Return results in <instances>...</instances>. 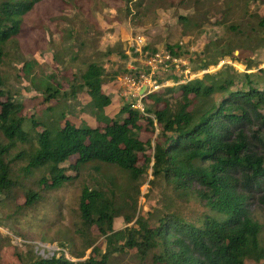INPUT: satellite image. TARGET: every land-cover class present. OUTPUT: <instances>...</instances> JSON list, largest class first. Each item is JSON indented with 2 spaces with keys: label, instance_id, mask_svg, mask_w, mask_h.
Instances as JSON below:
<instances>
[{
  "label": "rangeland",
  "instance_id": "1",
  "mask_svg": "<svg viewBox=\"0 0 264 264\" xmlns=\"http://www.w3.org/2000/svg\"><path fill=\"white\" fill-rule=\"evenodd\" d=\"M263 21L264 0H43L23 16L19 32L5 44L0 65L3 90L23 105L25 130L29 129L30 118L37 123L67 121L77 127L85 124L94 128L98 123L90 100L79 88V74L88 64L102 68V92L110 99L104 109L106 115L115 117L126 104L145 114L151 105L147 96L165 87L202 79L205 74L240 79L264 69ZM161 52L171 59L165 73L152 62V55ZM205 63L211 66L200 71ZM147 80L153 86L147 87L151 92L134 97L135 85H146ZM46 83L58 90L56 98L48 99ZM239 86L237 82L232 90ZM141 124L139 139L149 143L145 156L151 158L160 130L145 121ZM0 140L6 144L1 132ZM33 147V139L27 144L17 141L4 155L18 186L0 199V264H27L55 252L57 257L62 253L71 261L83 253L79 260H84L94 247L98 248L99 259L106 252V239L95 227L83 230L81 226L77 205L82 186L114 189L120 210L113 222L115 231L136 228L137 217L152 226L160 213H175L188 221L206 213L194 199L187 202L169 194L161 180L151 187L150 166L136 182L114 167L102 166L98 172L87 166L58 189H38L41 173L25 176L22 169L26 161L18 157ZM75 159L72 157L70 163ZM138 165L143 166L141 155ZM69 175L74 176L73 172ZM137 185L139 195L135 198ZM29 189L39 192L41 200L23 209V194ZM249 209L253 218L262 222L263 211L255 200ZM132 213L134 219L125 223L124 215ZM260 240L264 246V233ZM89 244L91 248L85 251ZM107 264L155 263L152 253L141 258L135 249H124L111 255Z\"/></svg>",
  "mask_w": 264,
  "mask_h": 264
},
{
  "label": "trees",
  "instance_id": "2",
  "mask_svg": "<svg viewBox=\"0 0 264 264\" xmlns=\"http://www.w3.org/2000/svg\"><path fill=\"white\" fill-rule=\"evenodd\" d=\"M42 1L0 3V65L5 44L19 32L23 16ZM208 66L211 64L205 63L200 71ZM219 75L205 74L202 79L149 94L151 105L145 114L126 104L110 118L104 112L110 99L102 92V68L90 63L79 74V88L88 96L98 126L77 127L61 116L62 124L37 123L30 118L28 130L24 129L23 105L4 92L0 77V132L6 141L3 144L0 140V199L18 186L4 155L17 141L27 144L33 139L32 150L22 151L18 157L26 161L22 169L25 176L41 173L38 189H58L87 166L98 172L102 166L114 167L136 182L150 166L151 187L161 180L169 194L187 202L194 199L206 209L193 221L166 212L158 214L155 225L137 217L136 228L115 231L113 222L120 210L114 189L82 186L77 205L81 226L83 230L97 229L106 239V252L97 259L99 252L94 247L87 259L79 260L84 256L81 253L74 257L76 261L62 253L57 257L55 252L27 264H107L111 255L124 249H135L141 258L152 253L155 264H264L260 240L264 233V69L240 79ZM237 82L240 86L233 91ZM44 91L48 99L58 96V90L47 83ZM142 121L160 130L151 158L145 156L149 143L139 139ZM139 155L143 166L138 165ZM72 157L76 158L74 163H70ZM134 193L136 198L139 185ZM23 196V209L41 200L39 192L32 189ZM252 200L263 211L262 222L250 212ZM135 204L136 200L133 207ZM134 217V213L124 215L125 223ZM89 248L90 244L85 251Z\"/></svg>",
  "mask_w": 264,
  "mask_h": 264
},
{
  "label": "built area",
  "instance_id": "3",
  "mask_svg": "<svg viewBox=\"0 0 264 264\" xmlns=\"http://www.w3.org/2000/svg\"><path fill=\"white\" fill-rule=\"evenodd\" d=\"M152 57H153L152 62L157 63L161 67V69L163 70L161 72L165 73L167 71V68H168L167 62H169L171 60L169 55L161 52V53H156V54L152 55ZM141 77L143 78V76H141ZM132 84H134V82ZM156 86H158V85H156ZM147 87L148 88L153 87L152 85H150L149 80H147L146 85H145V82L135 85L134 92H137V94H135L133 96L137 97V98H142V97H144V95H143L144 93H145V95L149 94L151 91L148 90ZM132 108L134 109V106H132Z\"/></svg>",
  "mask_w": 264,
  "mask_h": 264
},
{
  "label": "crops",
  "instance_id": "4",
  "mask_svg": "<svg viewBox=\"0 0 264 264\" xmlns=\"http://www.w3.org/2000/svg\"><path fill=\"white\" fill-rule=\"evenodd\" d=\"M104 93V92H103Z\"/></svg>",
  "mask_w": 264,
  "mask_h": 264
}]
</instances>
